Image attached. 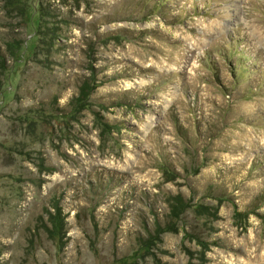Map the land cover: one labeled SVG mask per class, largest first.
I'll use <instances>...</instances> for the list:
<instances>
[{"label":"rangeland","instance_id":"obj_1","mask_svg":"<svg viewBox=\"0 0 264 264\" xmlns=\"http://www.w3.org/2000/svg\"><path fill=\"white\" fill-rule=\"evenodd\" d=\"M0 46V264H264V0H0Z\"/></svg>","mask_w":264,"mask_h":264},{"label":"trees","instance_id":"obj_2","mask_svg":"<svg viewBox=\"0 0 264 264\" xmlns=\"http://www.w3.org/2000/svg\"><path fill=\"white\" fill-rule=\"evenodd\" d=\"M43 11V9H42ZM44 12V11H43ZM46 12V11H45ZM43 15H50L49 12L48 13H42ZM49 22V21H48ZM60 27H57L55 30V34L51 39V44H54L55 41H58L59 36H61V31H60ZM117 36H112L111 38H116ZM8 51V49H7ZM235 52H242L241 50H239L238 48H236L235 50H232V53L234 54ZM6 60H5V55L3 53V50L0 46V72L3 71V69L5 68L6 65ZM93 83L91 81H83L82 85H81V97L85 100L88 98V94L90 92V90L92 89V85ZM186 202L183 198H179V200L173 204L172 206V213L173 216L180 218L181 217V213L184 210V207L186 206ZM157 227H159L161 229V224H157ZM167 230V227L164 229Z\"/></svg>","mask_w":264,"mask_h":264}]
</instances>
